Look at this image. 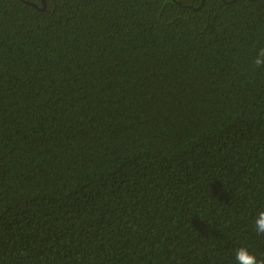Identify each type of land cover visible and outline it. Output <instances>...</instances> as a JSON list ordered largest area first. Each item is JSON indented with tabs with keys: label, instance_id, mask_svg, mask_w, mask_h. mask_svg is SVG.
Segmentation results:
<instances>
[{
	"label": "trees",
	"instance_id": "1",
	"mask_svg": "<svg viewBox=\"0 0 264 264\" xmlns=\"http://www.w3.org/2000/svg\"><path fill=\"white\" fill-rule=\"evenodd\" d=\"M0 0V264H264V0Z\"/></svg>",
	"mask_w": 264,
	"mask_h": 264
},
{
	"label": "water",
	"instance_id": "2",
	"mask_svg": "<svg viewBox=\"0 0 264 264\" xmlns=\"http://www.w3.org/2000/svg\"><path fill=\"white\" fill-rule=\"evenodd\" d=\"M29 5H31L32 7L36 8V9H38L39 11H45V2L43 0H42V8H38L36 5L30 4V3H29Z\"/></svg>",
	"mask_w": 264,
	"mask_h": 264
}]
</instances>
